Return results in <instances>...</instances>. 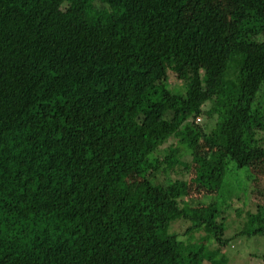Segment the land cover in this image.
Wrapping results in <instances>:
<instances>
[{
    "label": "trees",
    "instance_id": "obj_1",
    "mask_svg": "<svg viewBox=\"0 0 264 264\" xmlns=\"http://www.w3.org/2000/svg\"><path fill=\"white\" fill-rule=\"evenodd\" d=\"M259 174L264 0H0V264H229Z\"/></svg>",
    "mask_w": 264,
    "mask_h": 264
},
{
    "label": "rangeland",
    "instance_id": "obj_2",
    "mask_svg": "<svg viewBox=\"0 0 264 264\" xmlns=\"http://www.w3.org/2000/svg\"><path fill=\"white\" fill-rule=\"evenodd\" d=\"M229 1V0H228ZM171 84L174 83V78L170 80ZM247 173L249 174L250 180H256V174L251 175L249 173V170H243L240 173L232 174L229 177V180L232 182V186L236 183L235 181H238L237 185H244V183L247 182ZM260 179V187H261V192L264 193V175L259 174ZM237 178H240L239 180ZM246 178V179H245ZM237 179V180H236ZM195 186V185H193ZM196 187H194L195 189ZM193 189V190H194ZM210 200L208 197L205 198L204 202H208ZM250 200L251 197H247V201L243 200L242 204L243 207L247 206V210H249L250 207ZM231 228L229 223L227 224V235L231 236L235 231H238L241 226L244 225L245 221L243 217L238 218V219H231ZM234 223V224H233ZM204 234L201 235H196V240L193 242L195 244L194 246H198L197 244H201L203 240H205V244L208 241L209 237L208 235L203 236ZM201 236V237H199ZM188 244V243H186ZM233 245L228 248V258L229 264H263V261L259 259L260 256L264 255V235H257V236H241L237 239L234 240L232 243Z\"/></svg>",
    "mask_w": 264,
    "mask_h": 264
}]
</instances>
